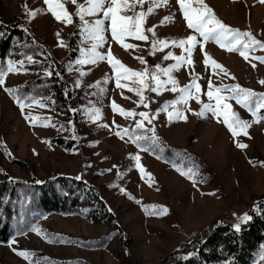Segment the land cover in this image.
I'll return each instance as SVG.
<instances>
[{
    "label": "rangeland",
    "instance_id": "obj_1",
    "mask_svg": "<svg viewBox=\"0 0 264 264\" xmlns=\"http://www.w3.org/2000/svg\"><path fill=\"white\" fill-rule=\"evenodd\" d=\"M77 2L84 4L85 0ZM205 3L225 25L249 32L264 42V3L258 0H205ZM150 6L154 11L141 25L147 41L126 37L116 42L111 39L110 21L105 20L107 42L97 51L106 53L110 49L115 59L137 72L147 69L152 73L157 71V65L161 69L175 65V59H164L169 53L187 59V52L171 44L193 34L176 0L159 6L144 0L143 5L136 3L134 8L129 0L131 10L123 14L146 13ZM65 7L73 17L70 25L58 22L47 12L44 0H0V18L5 23L17 24L30 36L29 40L23 38L14 43V61H21L22 67L18 63L19 74L6 76L5 86L15 90L26 105H31L22 113L14 96L0 87V145L4 146L0 147V181L39 183L57 176L81 180L84 187L93 186L97 190L113 217L109 222L84 193L73 210L44 213L33 189L18 186L13 196L0 199V220L4 221L7 213L13 214L9 224L11 235L6 243H0V264H129L126 256L131 264H159L214 222L234 229L249 209L256 207V202L264 200V120L248 128L249 139L243 134L233 137L222 116L206 113L202 118L195 113L203 104L215 103L205 95L210 79L214 87L238 84L258 95L264 94V85L260 83L264 81V64L252 59V56H264V51H255L250 61H246L237 52L230 53L209 42L204 44L203 52L197 45L191 64L184 63L170 74L177 84L166 83L160 95L150 90L153 86L150 76L145 78L147 87H144L133 82L138 78H123L121 73L120 84L124 87H117L116 72L107 60L76 63L82 58L81 50L90 48L94 41L81 31L83 24L75 15L76 5L66 0ZM37 9L42 11L29 22L27 10ZM165 17H172L173 21ZM96 18L86 17L89 21ZM149 28L155 30V36L147 31ZM71 34L75 42L69 45ZM156 40L169 44L153 51L152 43ZM60 42L65 46H58ZM121 43L134 47L125 50ZM205 52L228 74L214 75L211 61L204 64ZM27 56H32L33 62ZM138 57L146 63H141ZM252 63L257 65L255 69ZM51 68L73 93L65 109L51 97V75L47 74ZM157 75L162 81L168 80L162 72ZM193 81L201 91L196 93L193 88L192 93L199 95L202 103L186 97L187 104L179 103L175 109L168 107L157 115L162 107L179 99L180 88ZM173 87L177 90L170 91ZM129 88H144L145 103L149 106L144 107L140 97ZM221 94L231 95L227 91ZM113 101L125 111L145 112L149 119L153 116L155 119L151 123L144 120L143 131L136 129L141 117L125 119L112 110ZM227 103L241 119L249 122L254 119L234 99ZM97 109L101 118L93 120ZM175 110L186 116L187 121L173 117L169 122V113ZM258 115L264 116V109ZM25 116L39 119L30 122ZM45 123L52 126H39ZM153 127L158 140L149 151H143L130 136L151 137L148 130ZM124 129L129 135L118 137L116 132L123 133ZM56 139L69 146L59 145ZM237 142L248 147L239 149ZM138 143L149 147L148 141ZM136 155L140 156L143 177L131 159ZM173 165L193 168L198 173L197 182L194 184L180 175ZM153 210L161 214H153ZM92 215L97 218L92 219ZM33 228L39 229L40 234ZM13 238L17 242L9 247ZM262 246L264 240L252 264H264ZM13 249L30 255L24 259Z\"/></svg>",
    "mask_w": 264,
    "mask_h": 264
},
{
    "label": "snow or ice",
    "instance_id": "obj_2",
    "mask_svg": "<svg viewBox=\"0 0 264 264\" xmlns=\"http://www.w3.org/2000/svg\"><path fill=\"white\" fill-rule=\"evenodd\" d=\"M70 2L76 5V13L75 15L79 18L82 22L83 27L81 31L87 33L89 38L94 42L91 44L90 48L87 50L82 49V58L76 61L77 64L85 65L89 63H96L97 61H104L107 60L113 69L116 72V84L117 87H124L120 84V80L122 78L121 73H123V78H138V80H134V83H140L147 87L145 84V78L149 77L153 81V86L150 88L151 91L156 92L157 95L161 94V89L165 87L166 83H171L174 86L177 84V81L172 78L170 75L174 70H179L182 64L188 63L191 64L192 54L196 50L197 45L200 46V50L203 52L204 44L209 42H214L220 48L228 51V52H237L241 57H243L246 61H250V56L257 50L264 51V42L256 39L251 33L249 32H241L238 29H232L229 26L225 25L214 13L213 9L209 7L205 0H176V3L179 6V11L182 14L183 19L186 21V26L188 29L192 30L191 35H188L184 39H180L179 41H172L171 44L175 47L183 49L188 54V58L186 59L184 56H177L173 57L171 53L166 55L164 59H175L176 64L169 66L168 68L161 69L159 65L156 66L157 71L149 73L147 69L143 72H137L127 68L123 63L115 59L110 51V49L106 53H100L97 51L98 48L102 47L107 41L104 37L105 29V20L110 21V31H111V39L120 43L126 37H132L139 41H147L148 37L143 34L141 31V25L144 23L145 18L148 15H151L154 11L153 7H149L147 12H140L135 15H125L123 14L127 10H131L129 8V0H85L84 4H79L77 0H70ZM150 2L155 5L159 6L160 4L167 5L169 0H150ZM236 2V0H233ZM259 3H264V0H258ZM66 0H44V4L47 5V12L51 13L52 16L58 21L63 22L66 25H70L73 23L72 14H70L66 7H65ZM132 6L134 8L136 3L143 5L144 0H131ZM27 8V6H26ZM42 10H27L26 14L31 19H35V17L40 13ZM102 13V17L100 14ZM86 17H97L96 19L89 21ZM168 21H173L172 17H165ZM148 32H151L153 36H155V30L153 28L147 29ZM59 35V33H57ZM4 33L0 32V37H3ZM168 41H161L156 40L152 43L153 51L157 50L158 48L162 50L164 47L168 46ZM187 45V47H185ZM58 46H65L63 42H60ZM121 47L125 50L134 47L130 44H123L121 43ZM205 59L204 64L208 65L209 61H211V65L213 67V74L219 75L223 73L227 75L228 73L215 60L211 59L208 54L204 53ZM29 62L32 61V56L26 57ZM141 63H146L142 57H138ZM252 59L259 61V63L264 64V56H252ZM20 64L22 67L21 61H14L9 59L8 61H0V87L4 88L9 95H13L17 106L20 108L21 112H24L25 107H30L31 105H26L22 98L19 95L15 94V90L7 88L6 85V76L9 73L19 74L20 69L16 67L17 64ZM252 68H256L257 65L255 63L251 64ZM218 70V71H217ZM157 72H162L163 75L168 76L167 81H162L160 77L157 75ZM51 75V73H47ZM81 75H85V73L81 72ZM234 79V77H233ZM262 85H264V81H260ZM77 86H79L77 84ZM195 88L196 93H200L201 89L198 84L193 81L191 84L180 88L179 91L181 92V96L178 100L171 101L160 110L157 111V115L160 111H167L168 107H173L175 109V105L179 103L187 104L186 97H191L196 100L197 103H202L200 100L199 95H193L192 89ZM129 91H135V94L140 97V103L144 105V107H148L149 105L145 103V97L143 95L144 88L132 89L129 88ZM176 87L170 89V91H176ZM229 92L231 95L225 96L222 95V92ZM207 95L209 101H215V103H207L203 104L201 110L195 113L199 117H205L206 113H212L215 117H223V124L227 127V129L231 132L233 137H237L240 134L247 136L249 139L251 137L248 134V128L252 126L253 123H259L261 120H264V116L258 115L261 109H264V94L258 95L252 90L244 89L240 85L234 86H223V87H214L212 84L211 79L209 80L208 90L205 93ZM235 100L237 104L241 107L247 109L254 119L249 122L241 119L236 112L232 111V106L227 103L229 100ZM43 106V105H42ZM112 110L114 112H119L121 115L125 117V119L134 117L139 115L141 120L136 122V129H140L143 131L144 125L143 121L148 120L151 123V119H155L153 116L149 119V115L145 112L134 113L131 111H125L124 109L120 108L116 103L112 102ZM191 111L190 108L187 109ZM75 111V110H73ZM94 117L95 119H100L101 114L99 110H94ZM173 117L176 119H183L185 122L187 121L186 116H181V113L178 110H175L172 113H169V122L172 121ZM26 120L30 122L38 120V117H31L25 116ZM217 122H221L220 119H217ZM33 126H37L33 124ZM39 126L47 127L52 126L50 124H40ZM102 127H107V125H101ZM63 127V126H61ZM119 128V125H116ZM148 131L152 132V136L148 137L146 135H131L130 139L137 143V146L141 148L143 151H149L150 148L157 142L158 137L155 135V128H151ZM118 137L123 138L124 135H129L128 130L124 129L123 133L118 131L116 132ZM140 141H148L149 147H144L143 145L139 144ZM45 143H49L44 141ZM0 147H4L0 145ZM236 147L239 149H246L248 147L245 143H236ZM9 155H11L9 153ZM136 162V167L141 171L142 177L144 169L140 165V156H132ZM175 170L180 173V175L185 176L186 178L192 180L195 184L196 176L198 173L193 168H184L181 166L173 165ZM119 175V173H118ZM79 179V177H78ZM149 179L151 176L149 174ZM202 182V181H201ZM151 186V185H150ZM121 192H124V189H121ZM166 213V209L162 210ZM153 214L159 215L161 213L155 212L153 210ZM253 219L252 215L245 214L241 218V223H238L234 226L235 232L241 231V224H246ZM33 231L40 234L39 229L33 228ZM17 241L15 238L10 242L9 247L15 244ZM264 248V246H262ZM13 251H16L13 249ZM16 254L24 259H28L30 253L27 251H16ZM261 259L264 260V252L261 253Z\"/></svg>",
    "mask_w": 264,
    "mask_h": 264
},
{
    "label": "trees",
    "instance_id": "obj_3",
    "mask_svg": "<svg viewBox=\"0 0 264 264\" xmlns=\"http://www.w3.org/2000/svg\"><path fill=\"white\" fill-rule=\"evenodd\" d=\"M0 32L4 33V36L0 37V61L14 60V43L23 38L29 40V33H25L15 23H5L1 18ZM69 38V45L73 40L75 42L73 34ZM71 56L72 53H69V57ZM50 83L51 97L65 109L73 93L58 78L54 68H51ZM55 142L63 147L69 146L63 144L61 139H56ZM18 186L33 189L37 204L44 213L69 212L79 204L80 196L84 193L87 200L94 204L102 216H105L109 222L112 220L113 215L106 209L97 190L93 186L84 187L81 180L57 176L39 183L20 180L0 181V199L13 196ZM255 206L251 207L248 212L253 219L243 224L240 232H235L226 224L214 222L201 229L190 243L181 245L178 250L166 256L159 264H252L264 240V200L256 202ZM7 215L4 221L0 220L1 244L6 243L11 235L9 224L13 214L7 213ZM96 218V215H92V219ZM126 257L128 263L131 264L130 258Z\"/></svg>",
    "mask_w": 264,
    "mask_h": 264
}]
</instances>
